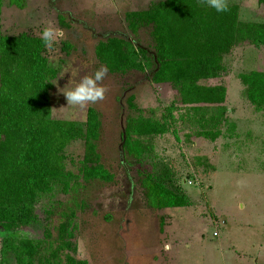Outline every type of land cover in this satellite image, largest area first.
<instances>
[{"label":"rangeland","instance_id":"1","mask_svg":"<svg viewBox=\"0 0 264 264\" xmlns=\"http://www.w3.org/2000/svg\"><path fill=\"white\" fill-rule=\"evenodd\" d=\"M153 1L162 0H27L24 9L4 0L2 33L40 36L43 28L54 26L61 34L45 52L57 70L48 94L51 116L85 125L88 109H97L102 121L99 152L115 179L85 181L80 174L84 141L72 142L66 150L72 187L44 196L36 206L40 220L28 229L0 231V247L4 237L44 239L45 226H57L64 213L75 210L80 226L77 257L89 264H264V116L247 99L239 77L264 70V47L233 50L228 73L211 80L227 87V119L215 141L196 135L190 118H182L186 111L176 102L178 89L153 83L147 71L108 70L98 82L106 90L104 99L84 106L67 105L60 91L106 67L97 58L96 46L109 36L150 47L149 29L135 36L125 14ZM228 2L241 4L242 19L264 20L258 0ZM131 97L137 110L130 107ZM171 106L175 118L168 112ZM139 114L168 119L166 131L151 138L145 163L158 171L168 168L188 196V206H149L135 159L124 149L127 119Z\"/></svg>","mask_w":264,"mask_h":264},{"label":"trees","instance_id":"2","mask_svg":"<svg viewBox=\"0 0 264 264\" xmlns=\"http://www.w3.org/2000/svg\"><path fill=\"white\" fill-rule=\"evenodd\" d=\"M24 9L27 0H9ZM264 8V0H258ZM4 0H0V15ZM242 6L229 3V11L217 13L205 0H162L147 8L127 11L128 29L137 36L149 29L150 47L113 35L96 46L98 60L112 73L147 71L156 84H172L179 91L176 102L198 130L212 141L222 134L227 119V87L211 83L228 71L233 50L264 47V20L241 17ZM258 14L256 10L255 15ZM40 36L0 30V231L15 233L39 222L37 204L57 188L68 191L74 174L67 170L68 146L83 140L85 152L80 174L85 181L113 182L114 174L102 162L98 142L102 133L100 114L94 107L85 125L53 118L48 99L57 70L45 55ZM228 73V72H227ZM246 96L264 116V70L240 74ZM130 98V107L137 110ZM173 106L168 108L172 118ZM168 119L131 115L125 128L124 149L135 159V169L147 202L153 209L184 207L188 196L168 168L158 171L145 163L152 137L166 131ZM190 136V135H189ZM175 182V183H174ZM77 213L62 215L57 226L44 228V239L4 237L0 264H89L77 257L80 226Z\"/></svg>","mask_w":264,"mask_h":264},{"label":"clouds","instance_id":"3","mask_svg":"<svg viewBox=\"0 0 264 264\" xmlns=\"http://www.w3.org/2000/svg\"><path fill=\"white\" fill-rule=\"evenodd\" d=\"M205 2L209 8L214 9L217 13L229 11L228 0H205ZM60 35L61 34L54 26H47L42 29L40 40L45 47H51L55 44ZM107 74L108 68L102 66L92 75L83 77L75 87L67 91H62L60 89L67 100V105L84 106L88 103H96L103 100L106 90L104 87L100 86L98 82L102 81Z\"/></svg>","mask_w":264,"mask_h":264},{"label":"crops","instance_id":"4","mask_svg":"<svg viewBox=\"0 0 264 264\" xmlns=\"http://www.w3.org/2000/svg\"><path fill=\"white\" fill-rule=\"evenodd\" d=\"M241 12H242V10H241ZM246 47H248V46H246ZM242 48V47H241ZM253 70H255V69H253Z\"/></svg>","mask_w":264,"mask_h":264}]
</instances>
